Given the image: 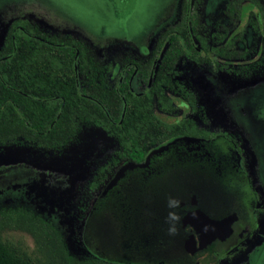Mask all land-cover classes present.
<instances>
[{
  "label": "trees",
  "instance_id": "trees-1",
  "mask_svg": "<svg viewBox=\"0 0 264 264\" xmlns=\"http://www.w3.org/2000/svg\"><path fill=\"white\" fill-rule=\"evenodd\" d=\"M186 2L181 0L175 19L157 31L149 56H132L126 51L114 55L119 68L112 81L107 77L108 67L84 39L42 30L32 19L10 22L0 45V145L21 138L36 147L59 151L75 140L82 125L100 127L116 141L117 149L97 168L89 184L92 189L119 164H139L152 148L197 132L189 118L166 119L156 112L173 109L165 91L181 89L172 78L179 57L186 50L193 51L190 35L206 49L200 16L203 0H190L188 9ZM245 2L262 7L257 0H228L226 6L237 14ZM164 38L150 86L143 91ZM211 50L222 57L233 56L232 49L226 54L223 47ZM127 62L135 63V73L129 80L134 68L128 66L118 82ZM4 230L27 232L33 241V257L19 256L3 239ZM0 264L124 263L73 256L49 220L26 207L13 206L0 207Z\"/></svg>",
  "mask_w": 264,
  "mask_h": 264
},
{
  "label": "rangeland",
  "instance_id": "rangeland-1",
  "mask_svg": "<svg viewBox=\"0 0 264 264\" xmlns=\"http://www.w3.org/2000/svg\"><path fill=\"white\" fill-rule=\"evenodd\" d=\"M179 2L180 0H0V44L10 21L17 17L30 18L45 31L70 33L84 39L93 47L101 63L108 67L107 77L111 81L117 69L116 64L113 65L114 55L125 51L132 56L148 54L153 35L175 19ZM224 2L225 0H205L202 17L210 28L216 21L225 22L222 15ZM243 30L246 31V27ZM246 32V40L250 43L253 35L250 31ZM228 66L232 68L234 65ZM205 67L184 59L176 66L177 74L174 79L198 97L199 109L203 113L197 114V122L205 116L210 124L215 125L214 129L237 138L245 156L246 172L256 189L257 200L261 202L256 209V230L236 250L234 255L239 259H234L233 263L231 260L228 262L264 264V127L259 123L264 97L252 95L254 88L263 86L264 77L244 82L242 90L226 91L224 94L230 93L225 97L215 87L218 84L216 75L226 81L228 87L231 84L229 82L234 81L225 79L220 73H211L212 68ZM247 94L251 96L244 99ZM170 95L174 100L178 97L176 93ZM239 98L242 100H237ZM227 107L229 110L237 108L236 111L233 110L232 119L235 123H222L220 127L216 123L219 109L226 114ZM180 111L182 110L178 108L175 114H186L185 111ZM163 117L171 119V116ZM116 149L117 144L112 137L100 127L91 125H82L75 140L58 152L34 148L25 142L0 146V207L24 206L40 213L60 231L70 254L78 258L87 256L79 231L84 227V224L81 225L82 221L92 210L98 193L91 191L89 184L97 168L110 159ZM128 166L131 165L127 162L119 164L114 170L115 174H120ZM125 180L121 178L119 183L122 184ZM111 187L97 201L99 212L93 216L94 228L90 236V247L93 249L103 248L108 251L111 247L113 227L109 229L105 224L103 231L96 228L101 218L106 222L110 220L107 215H110L115 200ZM108 225L110 226L109 223ZM2 235L19 256L28 259L33 257V241L27 232L4 230ZM155 263L156 260L147 264Z\"/></svg>",
  "mask_w": 264,
  "mask_h": 264
},
{
  "label": "flooded vegetation",
  "instance_id": "flooded-vegetation-1",
  "mask_svg": "<svg viewBox=\"0 0 264 264\" xmlns=\"http://www.w3.org/2000/svg\"><path fill=\"white\" fill-rule=\"evenodd\" d=\"M227 2L228 0H225L222 7V15L225 18V22L216 21L210 28L202 17V9L205 3V0H203L200 16L201 21L205 25L203 38L206 43V49L200 46L190 35V44L193 51L186 50L179 57L175 64L176 73L174 75L175 77L177 74L176 66L184 59H189L197 66L205 65V68L209 66L212 68L210 71H213L211 73H220L225 79L234 81L229 82L231 84L228 87L226 81L216 75L218 84L215 87L223 94L226 91L242 90L245 85L244 82L248 83L257 80V78L264 77V0H257L262 6L261 9L252 3L245 2L241 5L237 14L232 9L227 8ZM189 4L190 0H187V9L189 8ZM237 6L234 5L233 7ZM18 18H14L13 20ZM245 27L246 31H250L253 35L250 43L247 42L245 37V33H247L243 30ZM155 34L152 37L150 50ZM165 42L166 39L164 38L153 58L148 75V78L150 76L151 79L148 85L147 78L143 91L150 86L152 73L165 47ZM216 47H223L224 50H227L225 54L232 49L233 56L222 57L218 55L211 50L212 48L216 49ZM150 50L146 55L138 54L133 56H149ZM114 64L117 66L116 75L119 64L115 60ZM231 64L234 65L232 68L228 66ZM130 65L133 66L134 70L129 80L132 78L136 65L133 62H127L120 71L118 82L121 80L124 70ZM174 77L172 80L176 81L181 89L176 88V91H165L173 106L171 113L161 112L158 109H156V112L164 116H171V119L189 118L192 120L194 127L198 128V131L179 135L162 144H170L167 149L158 151V148L162 145L152 148L141 163L130 165L137 166L143 163H153L162 172L181 176L183 183L197 194L200 206L214 215L229 212L236 206L245 207L253 205L258 201L256 189L246 172L244 164L245 156L237 138L214 129L215 125L210 124L205 116H203L201 121L198 120L199 122H197L195 117L198 116L197 114L203 113L199 109L198 97L192 90L175 80ZM234 83H238L239 85H233ZM233 87L238 90H234L235 88ZM225 88L228 89L225 90ZM171 93L177 94L176 100L170 95ZM228 93L230 92L224 94L225 97ZM252 93V95L264 97V84L263 86L260 85L257 89L254 88ZM251 94H247L245 97L243 95L244 99L251 96ZM237 100L241 101L242 98ZM237 100L235 101L236 104ZM262 106L259 123L264 127V105ZM178 108L185 111L186 114H175ZM226 109L227 115L223 110L219 109L216 123L220 127L222 123L225 125L231 121L235 123L232 119L233 110L236 111L237 108L232 107L229 110L227 107ZM20 142L28 143L34 148L46 150L36 147L21 138L13 144ZM46 151L58 152L52 150ZM116 175L118 174H115L114 171L112 175L107 173V178L100 185L90 189L96 193L98 191V193L92 210L87 214L85 220L82 221L81 225L84 224V227L79 231L85 251L88 255L124 264H147L154 262V260H156L155 264H182L184 258L177 246V240L179 238V230L183 226V218L177 211L167 206L169 197L179 201L183 197L181 193L177 192L180 188H176L177 181L173 178L164 179L163 185L158 178L152 175L126 174L124 177H120L119 180L121 178L126 180L122 184L118 180L111 187L114 190L115 200L112 203L113 207L109 213L110 215H107L110 220L106 222L101 218L98 225H96V228L101 231H103L105 224H107L109 229L113 227L110 239L111 247L108 251H105L103 248L93 249L90 247V236L95 220L93 216L99 212V205H97L99 204L97 203L98 198L104 186ZM169 211H175L180 216L179 222H173L176 230L172 233L169 232L170 223L166 220ZM256 214L257 210H255V216ZM239 246L228 255L216 259L211 264H230L228 260H231V263L235 260L237 261L239 257H236L234 254L240 248ZM240 256L242 255L240 254Z\"/></svg>",
  "mask_w": 264,
  "mask_h": 264
},
{
  "label": "water",
  "instance_id": "water-1",
  "mask_svg": "<svg viewBox=\"0 0 264 264\" xmlns=\"http://www.w3.org/2000/svg\"><path fill=\"white\" fill-rule=\"evenodd\" d=\"M150 79L149 76L148 85ZM169 146L170 144L162 145L158 151ZM126 174L152 175L163 185L164 179L173 178L177 181L176 188H180L177 192L183 196L179 207L174 208L183 218V226L179 230L177 240V246L184 258L182 264H211L245 242L258 226L255 210L261 202L256 201L253 205L245 207L236 206L229 212L214 215L200 206L197 194L183 183L181 176L162 172L153 163L125 167L105 185L100 197L118 178Z\"/></svg>",
  "mask_w": 264,
  "mask_h": 264
},
{
  "label": "clouds",
  "instance_id": "clouds-1",
  "mask_svg": "<svg viewBox=\"0 0 264 264\" xmlns=\"http://www.w3.org/2000/svg\"><path fill=\"white\" fill-rule=\"evenodd\" d=\"M179 205H180V201L179 200H177L175 198H172V197L168 198L167 206L170 209L177 208V207H179ZM166 220L170 223L169 232L170 233L175 232L176 229H175V226H174L173 222H179V220H180L179 214L176 213L175 211H169L168 215L166 217Z\"/></svg>",
  "mask_w": 264,
  "mask_h": 264
}]
</instances>
